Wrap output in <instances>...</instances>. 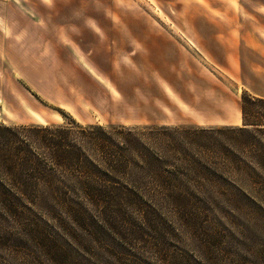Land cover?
I'll return each instance as SVG.
<instances>
[{
  "label": "rangeland",
  "instance_id": "374dc122",
  "mask_svg": "<svg viewBox=\"0 0 264 264\" xmlns=\"http://www.w3.org/2000/svg\"><path fill=\"white\" fill-rule=\"evenodd\" d=\"M57 1L63 26H55V6H48V32L95 31L106 45L78 48L69 34L57 38L60 45L48 39L46 67L26 71L32 84L13 91L15 107L0 105L7 115L0 124L60 123L64 113L83 125L237 127L241 96L264 98V18L258 15L264 0ZM145 30L165 35L170 49H160ZM122 33L126 46L115 48ZM88 52L94 62L86 61ZM15 216L20 224L0 212V261L16 259L9 244L26 237L23 216ZM127 216L136 225L146 216L157 221L146 229L155 246L139 251L143 264H264V211Z\"/></svg>",
  "mask_w": 264,
  "mask_h": 264
},
{
  "label": "trees",
  "instance_id": "16d2710c",
  "mask_svg": "<svg viewBox=\"0 0 264 264\" xmlns=\"http://www.w3.org/2000/svg\"><path fill=\"white\" fill-rule=\"evenodd\" d=\"M240 113L237 127L0 124V212L28 229L0 264H143L158 224L129 213L264 211V98L244 93Z\"/></svg>",
  "mask_w": 264,
  "mask_h": 264
},
{
  "label": "crops",
  "instance_id": "0c3cea01",
  "mask_svg": "<svg viewBox=\"0 0 264 264\" xmlns=\"http://www.w3.org/2000/svg\"><path fill=\"white\" fill-rule=\"evenodd\" d=\"M52 1V2H51ZM207 1V0H206ZM211 0H208V2ZM222 5H233L234 0H221ZM57 0H0V105L3 103L11 104L14 106L15 101L13 99V91L15 89L20 90L19 86L26 83L32 84L30 81V74L26 73L31 67L41 68L46 67L47 57V41L48 39H54L52 44H61L58 39H62L69 34V38L76 39V45L78 48H84L85 46L94 47L96 44L102 49L105 47L106 42H101L99 36L95 31H88V35H81L80 32H64L63 29H55L52 32L47 31L48 20V6H55L51 19L55 22V26L62 28L63 23L60 21L61 13L57 10V7L61 4L59 2L56 5ZM32 7L34 9L32 10ZM56 10V11H55ZM62 11V10H60ZM229 19H234V15L230 14ZM264 18V10L258 14ZM59 17V18H58ZM90 33V35H89ZM106 35V32L104 33ZM109 35V33H107ZM141 34L143 32L141 31ZM145 36H149V39H155L157 46L162 50H169L172 41L167 39L165 35L152 31H144ZM140 36H136L138 38ZM119 40L115 43L116 46L121 49L126 46L123 41L125 35H119ZM108 47L111 46L110 42H107ZM61 46H58L62 49ZM164 52V51H163ZM168 54L169 51H166ZM88 63L94 62L95 57L92 53L88 52L84 56ZM114 84V83H112ZM18 85V86H17ZM29 104H32L27 100ZM15 107V106H14ZM9 114V113H8ZM6 113L0 109V119L4 121ZM25 123V122H24Z\"/></svg>",
  "mask_w": 264,
  "mask_h": 264
}]
</instances>
